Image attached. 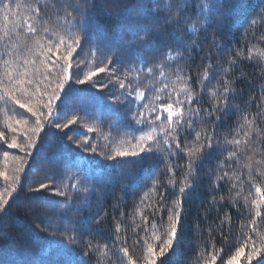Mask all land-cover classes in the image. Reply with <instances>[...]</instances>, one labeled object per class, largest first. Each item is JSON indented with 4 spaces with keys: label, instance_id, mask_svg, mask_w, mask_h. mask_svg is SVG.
<instances>
[{
    "label": "snow or ice",
    "instance_id": "snow-or-ice-1",
    "mask_svg": "<svg viewBox=\"0 0 264 264\" xmlns=\"http://www.w3.org/2000/svg\"><path fill=\"white\" fill-rule=\"evenodd\" d=\"M111 2L113 7L106 9L108 21L101 24L96 18L97 0H76L74 6L68 5L66 0H55L54 3L33 0L25 5L14 3V0H0V105H3L0 110L6 118L4 130H0V147L19 149L24 156L13 159L27 163L26 158L32 157L33 151L41 152L45 147L41 133L47 137L48 133L44 132L47 126L59 130V142L70 143L78 150L74 159L61 158L64 167L59 174H50L48 183H40L31 190L35 193L47 190L51 195L63 198L51 203L59 205L54 210L66 223L48 231L53 228L49 223L43 230L50 239L59 238L62 244L58 256L63 259L58 264H138L127 246L117 247L128 243L126 238L121 240L124 230L119 221H115V242L110 253V246L97 242L74 215L80 212L82 205H87L88 197L100 195L97 185L105 183V170L109 167L119 169L122 180L135 181L141 172H146L145 178L151 179V187L141 196L135 210V216H139L145 226L140 229L137 225L134 232L139 236L143 231L144 235L134 240L133 245L141 242L144 245L145 254L139 264H157L158 260L160 264H169L171 254L182 240L184 204L192 199L200 186L202 177L197 169L203 166L207 157L219 151L214 130L233 112L230 99L236 91L228 74L231 68L238 67L237 59L252 60L255 54L264 60V50L250 44L248 56L244 57L241 50L221 46L215 35L224 33L235 22L237 17L233 12L242 11V0ZM226 3L230 4L228 8H225ZM257 15L264 19V11ZM257 25L264 28L259 19L245 17L241 24L245 36ZM201 33L204 39L211 35L213 48H219L217 55L229 56L226 61L229 67L218 64L217 70L209 75L212 66H206L198 82L199 92H194L191 78L181 65L187 60L182 49L196 47L203 50L197 43ZM186 37L193 39L188 42ZM253 39H256L255 35ZM82 41L89 45V59L77 58L74 66V53L78 49L84 52ZM259 43L264 44V35L259 38ZM233 53L235 58H232ZM154 60L161 62L153 64ZM97 62L101 66H97ZM170 64L175 65L174 72L165 71ZM101 73L107 79L100 76ZM213 80L216 81L214 87ZM81 85L87 87H78ZM110 85L108 96L103 95V90ZM89 93L92 94L90 101L86 99ZM201 95H208L212 101L209 109H203V115L198 107ZM163 99L168 102H162ZM20 109L25 110L20 113L21 118L12 121L8 113L16 114ZM62 115L67 117L63 123L59 122ZM107 116L116 119L105 124ZM208 119L218 122L211 126L213 131L203 128L197 131L199 122ZM88 120L96 127H88L85 123ZM242 121L233 131V139L226 138L227 145L234 150L228 151L217 169L208 175L214 176L213 191H219L221 184L233 190L247 182L259 197L251 201L244 198L245 203L255 209V215L247 224H241L244 231L239 246L223 264H239L241 257H245L246 248L249 251L245 264H252L254 260L256 264H264V234L258 231L256 219H264L259 210L264 207V188L256 183L258 179L264 182V171L261 170L264 169V151L255 153L261 159L245 156L247 163L242 170H246L247 175H241V171L233 168L234 162L239 163L238 152L252 150L253 138L264 142V128L259 126L264 122V109L258 106L255 115L246 113ZM104 127L109 131L104 132ZM81 128L86 129L83 138L74 140L71 133ZM6 132L9 133L7 137ZM93 132L96 133L94 139ZM188 134L194 137L192 141H188ZM181 136L185 141L183 146ZM18 137H23L24 142L19 143ZM178 154L186 159L184 165L174 163ZM2 156L7 165L9 152L3 151ZM161 163L165 165L162 171L170 177L164 183L155 172ZM178 170L182 173L179 181L176 180ZM23 171L22 166L15 168L12 175L7 170H0V178L5 183L0 190V215L4 217L10 215V200L20 183L19 173ZM65 171L70 175L60 179ZM153 176L156 178L152 179ZM133 187L139 188V185ZM73 193L82 194L85 199L74 202ZM166 193L175 196L170 205ZM240 195L241 192L236 190L235 196ZM150 196L156 197L158 203L150 206ZM225 199L221 196L217 200L213 196L212 207ZM220 207L224 205L220 204ZM145 209L158 216L161 224L157 225L155 219L149 222L144 215ZM164 212L167 213L166 222ZM120 215L124 219L123 211ZM99 222L97 214L93 223ZM149 223L151 227L147 226ZM230 223L231 217L225 213L221 224ZM253 236L258 237V242ZM3 238L5 236L0 232V239ZM35 243L38 248L42 247L41 241ZM214 251L215 254L200 257L203 264H216L223 249ZM41 264L53 262L41 260Z\"/></svg>",
    "mask_w": 264,
    "mask_h": 264
},
{
    "label": "trees",
    "instance_id": "trees-1",
    "mask_svg": "<svg viewBox=\"0 0 264 264\" xmlns=\"http://www.w3.org/2000/svg\"><path fill=\"white\" fill-rule=\"evenodd\" d=\"M33 0H14V3L21 5L32 3ZM55 0H49V3H54ZM68 5L74 6L76 0H66ZM97 21L101 24L107 23V11L113 7L111 0H97ZM230 4L226 3L225 8H228ZM69 11L71 8L68 9ZM42 11H44L42 9ZM50 11V10H49ZM264 11V0H242V11L237 9L233 12V16L237 17L235 22L224 32L216 33V37L221 41V46L226 45L227 49L241 50L244 57L248 56V48L251 45H256L257 48L264 50V44L259 43V38L264 35V28L257 25L256 28L251 29L247 36H245L244 29L241 24L245 17L257 18L260 23H264V19H261L257 14ZM0 23H2V17H0ZM54 23V21H53ZM255 35L256 39H253ZM190 37H186L188 42H191ZM201 45L203 50H198L196 47L190 50H183V54L187 57V60L182 61L181 65L186 69L188 76L191 78V87L194 92H199L198 82L205 70V67L211 64L212 68L209 69V75L213 70H217L216 66L222 65L223 67H229L226 61L229 56L226 54H219V48H213L212 37L208 36L204 39V34H200V39L197 41ZM82 48L84 52L77 50L74 53V66L77 58L87 61L89 45L82 41ZM211 57V59H209ZM232 58H235V54H232ZM160 60L152 61L153 64L160 63ZM238 67L231 68L228 74V79L233 81L232 87L236 91V95L230 99V103L233 106V112L226 117L222 122L218 124L214 119L202 120L199 122L197 131L201 128L207 131H213L212 125L218 124L214 130V140L219 144V151L213 153L203 161V166L197 169L198 174L202 177L200 180V186L193 193L192 199L188 200L184 204V213L182 214V226L183 234L181 242L176 246L174 254H171L169 264H203L201 256L208 257L211 254H215L214 249H223V252L217 257L216 264H223L230 256L234 255L239 241L241 233L244 231L241 228V224H247L251 218L255 215V209L251 207L250 203H245V197L251 199H258L255 194V190L252 185L244 182L242 185H237L236 189L230 190V186L221 184L219 191H213V177H210L209 172H214L217 169V165L223 161L228 151L234 149L229 147L226 143L228 140L233 139V131L241 124L242 116L246 113L255 115L257 113L258 106L260 109H264V60L259 59L254 54L252 60L237 59ZM97 66L98 65L97 62ZM165 71L174 72L175 65H168ZM100 76L107 77L101 73ZM207 83V82H206ZM216 85V81H212V86ZM80 88L87 87L86 85L78 86ZM111 85L108 89L103 90V95L108 96L111 89ZM143 87V86H142ZM43 90V89H42ZM154 95V93H153ZM92 94L86 98L91 100ZM148 94L146 93V100ZM201 104L198 107L201 108V115H203V109H209L212 103L208 95H201ZM162 102H168L167 99H163ZM3 105H0V109ZM107 108V103L105 104ZM25 110H18L16 114L8 113V117L12 121L19 119L20 113ZM219 115V113H217ZM31 119V114H28ZM5 115L0 110V130L3 129L5 123ZM67 117L61 116L59 122L63 123ZM116 119L115 116H107L105 118V124L110 123ZM164 119V117H162ZM166 122V120H165ZM88 127L95 128L96 125L92 120L85 122ZM196 121L194 120V124ZM264 128V122L259 125ZM75 127V126H73ZM104 132H108L107 127L103 128ZM59 130H51L47 126L44 132L48 133L45 138L44 133H41V140L44 141L45 147L41 152L33 151L32 157H27V163L22 164L21 161L14 160V156L23 157L24 153L19 149H9L7 146L0 147V170H7L9 175H12L15 168L23 167L24 171L19 173L20 183L17 186V191L13 193V197L10 200L11 210L10 215L4 217L0 215V232H2L5 238L0 239V261H4V264H41V260L51 261L53 264H58L63 257L58 256V253L62 247L59 238H49V236L43 231L51 223L53 231L55 228L62 226L66 223L59 215L56 214L55 208L59 205L51 203L55 200H62L63 198L51 195L45 190L43 193H35L31 191L38 187L40 183H48V176L50 174H59L60 170L64 167L63 159H74L78 154V150L74 145L70 143H61L57 136ZM85 128H81L78 132H72L73 139H82ZM114 134V133H113ZM9 133L6 132V137ZM94 139L96 133L91 134ZM239 138V137H237ZM188 141H192L194 137L191 134L187 136ZM251 145V151L238 152L239 163H233V168L237 171H241V175H247L246 170H242V166L247 163L245 156H253V159H261L259 155H255L256 152L264 151V142L253 138ZM10 142V141H9ZM18 142L23 143V137H18ZM184 137L181 136V145H184ZM2 143V142H0ZM40 147V144H37ZM3 151L9 152V160L7 165L3 160ZM60 162L57 163L56 161ZM186 159L182 158V154H178L174 163L184 165ZM163 163L160 167L155 169L158 174L161 183L166 182L170 177L164 171ZM264 171V169H261ZM70 175L67 171L64 172L60 179H66ZM107 177L104 184L97 185L100 195H93L88 197L86 206H81L79 213H74L83 222V226L86 230L91 232V235L95 237V240L100 244H108L110 246V253L112 251V245L115 242V221H119L122 229L121 240L127 239V244H118L117 247L127 246L129 253L134 259H137L138 264L140 258L145 254L143 243L133 245L134 240H139L144 235L143 231H140L139 236L135 234L134 229L139 225L140 229L145 226L139 216H135V210L139 204L141 196L151 187V179H146V172H141L139 177L135 181L132 179L122 180L120 178V170L109 167L105 170ZM153 176L152 179H155ZM182 178V173L178 170L176 173V180L179 181ZM262 188H264V182L259 179L256 181ZM134 184H138L139 188L133 187ZM5 183L0 178V190H3ZM236 190L241 192L239 197L235 196ZM160 189H157L159 193ZM171 190H169L170 193ZM166 193L167 202L171 203L175 199L174 195ZM215 196L217 200L221 196L226 199L221 201L224 207H220L217 204L215 208L212 207L211 200ZM74 202H79L85 199L82 194L73 193ZM149 205H155L158 203L156 197H149ZM264 216V207L259 209ZM121 211L124 213V219H121ZM225 213L231 217V223L221 224V220L224 218ZM99 216V223H93V218ZM144 215L148 217V221L156 220L157 225L161 224V220L158 216H154L150 211L145 209ZM164 221L167 220V213H163ZM135 219V223L133 222ZM258 231L264 234V219L257 217ZM151 227L150 223L147 225ZM162 231V229H161ZM226 237V239H225ZM253 239L258 237L253 236ZM42 242V247L38 248L35 241ZM158 250V246H157ZM249 249H245V257ZM79 255V253H76ZM245 257H241L239 264H245ZM119 264V262H117ZM160 264V261H157ZM252 264H256L254 260Z\"/></svg>",
    "mask_w": 264,
    "mask_h": 264
}]
</instances>
